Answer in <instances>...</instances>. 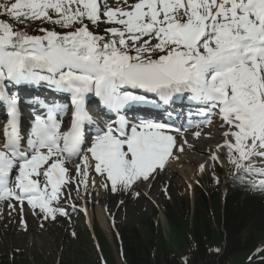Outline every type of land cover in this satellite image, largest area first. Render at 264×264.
I'll return each instance as SVG.
<instances>
[{
  "label": "snow or ice",
  "instance_id": "6c2138e0",
  "mask_svg": "<svg viewBox=\"0 0 264 264\" xmlns=\"http://www.w3.org/2000/svg\"><path fill=\"white\" fill-rule=\"evenodd\" d=\"M0 17V204L25 229V205L70 220L90 187L140 196L190 128L219 133L201 172L264 196V0H0Z\"/></svg>",
  "mask_w": 264,
  "mask_h": 264
},
{
  "label": "rangeland",
  "instance_id": "374dc122",
  "mask_svg": "<svg viewBox=\"0 0 264 264\" xmlns=\"http://www.w3.org/2000/svg\"><path fill=\"white\" fill-rule=\"evenodd\" d=\"M30 89L32 90V88ZM208 139L209 137L202 140L203 143ZM195 156L199 157L197 154ZM207 161L211 165L212 162ZM188 162H190V168L194 170L193 174L189 173V176L195 177L196 181L191 177H189V182L186 181L184 176L178 173V168L173 166L170 168L171 176L169 177L171 179L177 177L179 183L169 180L168 176L163 174L164 169L159 173V178L162 180L158 181L156 176L154 180L148 183L137 185L141 187L137 188L141 195L135 198L126 193H105L102 189L99 190V195H97V190L90 187L92 196L86 204L87 215L83 212L72 213L70 220L67 217L59 216L55 221L51 219L43 220L34 216L25 205L23 217L27 226L25 229L19 222L18 210L11 212V215H9V209L1 204L0 264H94L98 248L90 233V227L96 221H99L98 224L103 231V234L95 232L100 256L107 264H111V257L115 259V264H122L119 260V253L113 235L118 228L126 230L133 228L137 235L151 237L157 226L167 229L168 224L165 220V214L169 211L167 210L168 202L172 203L173 206L177 205V207L189 205V209H193V189L202 181H204V185H207L206 179L210 177L214 169L209 166L200 173L197 170L198 165L183 160L181 165L184 166L185 170L190 169L186 165L189 164ZM221 171L220 181H223L224 189L227 192V188L230 187L234 179L231 176L229 166H224ZM97 179L99 182V178ZM190 183L192 184L189 185ZM158 187L160 188L158 189ZM142 190L151 196H144ZM221 194L218 195L220 202L228 196V193H224L223 197ZM81 195H83V192H81ZM72 196L75 203L79 207H83L85 200L76 198L75 191L72 192ZM121 200L124 202L120 203ZM100 212L106 216V225L101 224L99 220L98 213ZM189 214L192 213L189 212ZM225 220L226 214L225 209H223L219 229L224 238H226ZM41 224H43V227H41ZM73 233H75V236H73ZM241 237H244V234H241Z\"/></svg>",
  "mask_w": 264,
  "mask_h": 264
},
{
  "label": "trees",
  "instance_id": "16d2710c",
  "mask_svg": "<svg viewBox=\"0 0 264 264\" xmlns=\"http://www.w3.org/2000/svg\"><path fill=\"white\" fill-rule=\"evenodd\" d=\"M205 187V191L194 193L193 209L189 205H167V230L157 226L151 237H142L133 228L118 229L115 244L121 263L264 264V251L257 252L264 249L259 244L264 239V196L248 191L238 181L230 187L224 202V238L219 229L222 221L219 183L212 178ZM93 230L100 232L96 223ZM110 260L115 264L113 257ZM94 264L103 263L96 256Z\"/></svg>",
  "mask_w": 264,
  "mask_h": 264
},
{
  "label": "bare ground",
  "instance_id": "6f19581e",
  "mask_svg": "<svg viewBox=\"0 0 264 264\" xmlns=\"http://www.w3.org/2000/svg\"><path fill=\"white\" fill-rule=\"evenodd\" d=\"M177 126H179V124H177ZM195 130H196L195 128H190V129H188V131L185 132V136L188 139V142L190 144H192L193 147L191 149H189V148L186 147L185 148V152L180 155L179 160H173V161H171L168 164V166H167V170L165 168V172L163 174L166 175V176H168L169 180L171 179L169 177V176H171V174H170L169 171H170V168H172L173 166H176L178 168V173L181 174L182 176H184V179L186 181L189 182V177L195 179V177L189 176V173H192L193 174V172H194L193 168H190V166H189L190 165V162H188L189 164H186V165L189 166L190 169L189 170H185L184 169V166L181 165L182 161L183 160H187V161L194 162L195 165H198L197 170L199 171L200 170V165L203 164V163H205L206 157H208V155H209V148L210 147L214 148L215 145H216V143L219 142V133L216 131V128L215 127L204 128V132L205 133H209L210 132V133L213 134L212 138H209L207 141H205V143H203L202 140H204V139L206 140L207 139V136L202 135L200 138L197 139V138H194L191 135V133L193 131H195ZM204 153H205V155H204ZM195 154H197L199 157L195 156ZM181 175H180V177H181ZM171 180H173L174 182L179 183V180H178L177 177H174ZM142 194L144 196L150 195V194H147L146 191H143ZM98 215H99L98 217H99V220H100L101 224L106 225L107 224L106 216L102 212L98 213Z\"/></svg>",
  "mask_w": 264,
  "mask_h": 264
}]
</instances>
